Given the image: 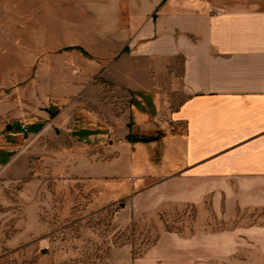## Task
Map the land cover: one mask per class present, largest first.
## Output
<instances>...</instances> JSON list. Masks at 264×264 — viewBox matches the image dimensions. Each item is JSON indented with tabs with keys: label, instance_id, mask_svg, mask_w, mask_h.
Segmentation results:
<instances>
[{
	"label": "crops",
	"instance_id": "0c3cea01",
	"mask_svg": "<svg viewBox=\"0 0 264 264\" xmlns=\"http://www.w3.org/2000/svg\"><path fill=\"white\" fill-rule=\"evenodd\" d=\"M130 29L116 83L138 95L170 82L180 102L163 137L131 141L147 129L131 121L95 154V212L117 208L128 232L106 264H264V0H159Z\"/></svg>",
	"mask_w": 264,
	"mask_h": 264
},
{
	"label": "rangeland",
	"instance_id": "374dc122",
	"mask_svg": "<svg viewBox=\"0 0 264 264\" xmlns=\"http://www.w3.org/2000/svg\"><path fill=\"white\" fill-rule=\"evenodd\" d=\"M158 1L0 0V148L18 158L0 173V264H106L128 235L117 208L95 212V154L131 121L150 139L173 128L176 85L136 95L116 83L131 24Z\"/></svg>",
	"mask_w": 264,
	"mask_h": 264
},
{
	"label": "trees",
	"instance_id": "16d2710c",
	"mask_svg": "<svg viewBox=\"0 0 264 264\" xmlns=\"http://www.w3.org/2000/svg\"><path fill=\"white\" fill-rule=\"evenodd\" d=\"M80 50H82L81 48H79ZM129 140L131 141H139V142H147L149 140L148 137H143V136H134V135H129L128 137Z\"/></svg>",
	"mask_w": 264,
	"mask_h": 264
},
{
	"label": "built area",
	"instance_id": "2783aa9c",
	"mask_svg": "<svg viewBox=\"0 0 264 264\" xmlns=\"http://www.w3.org/2000/svg\"><path fill=\"white\" fill-rule=\"evenodd\" d=\"M23 129H24V131H25V132H27V131H28V129H27L26 127H23Z\"/></svg>",
	"mask_w": 264,
	"mask_h": 264
},
{
	"label": "water",
	"instance_id": "95a60500",
	"mask_svg": "<svg viewBox=\"0 0 264 264\" xmlns=\"http://www.w3.org/2000/svg\"><path fill=\"white\" fill-rule=\"evenodd\" d=\"M9 129H10V127H9Z\"/></svg>",
	"mask_w": 264,
	"mask_h": 264
}]
</instances>
